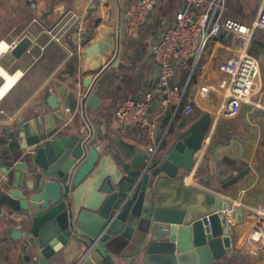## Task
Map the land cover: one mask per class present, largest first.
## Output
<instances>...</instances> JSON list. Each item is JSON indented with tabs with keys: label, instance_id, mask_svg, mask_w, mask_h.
<instances>
[{
	"label": "water",
	"instance_id": "95a60500",
	"mask_svg": "<svg viewBox=\"0 0 264 264\" xmlns=\"http://www.w3.org/2000/svg\"><path fill=\"white\" fill-rule=\"evenodd\" d=\"M112 35L108 30L88 43L84 57L103 55L113 46ZM30 44L23 35L10 53L17 58ZM84 83L79 97L69 98L61 88L69 111L51 92L28 119L4 130L0 216L5 232L21 240L26 259L32 264L234 263L233 230L223 211L227 201L207 190L211 181L233 184L250 171L233 133L216 129L195 169L203 186L188 185L182 177L197 159L211 122L208 111L167 143L162 140L150 156L140 150L110 152L96 143L95 134L85 138V121L69 132L62 120L75 109L82 113L101 104L91 77ZM8 210L19 213V220ZM242 211L236 207L238 220Z\"/></svg>",
	"mask_w": 264,
	"mask_h": 264
},
{
	"label": "crops",
	"instance_id": "0c3cea01",
	"mask_svg": "<svg viewBox=\"0 0 264 264\" xmlns=\"http://www.w3.org/2000/svg\"><path fill=\"white\" fill-rule=\"evenodd\" d=\"M6 1L12 4L14 11L9 14L0 12V41L9 44V48L0 53V58L6 53L10 57L0 63L7 70L11 69L8 71L18 69L21 73L0 98V153L6 128L10 129L18 121L28 119L48 93H56L62 108L61 88L65 89V96L69 98L82 96L86 89L84 80L88 76L91 77L96 95L102 100L96 109L86 110L96 143L105 145V150L110 152L117 150L128 155L139 150L146 152L141 146L143 129L119 123L115 108L120 99L143 97L146 90L156 86L151 44L161 28L172 22L176 11L202 10L208 0L199 6L186 0H157L156 6L150 10V13H160L156 28L149 24V28L144 29L145 22L134 38L128 36L125 29L126 8L132 0ZM261 1L225 0L224 14L249 23ZM108 30L113 32V46L107 48L103 55L85 58L83 48ZM23 35L31 39V44L16 58L10 53V48ZM239 40L240 37L232 32L220 31L207 43L200 64L206 68L225 60L231 54L230 48L238 44ZM247 50L260 61L258 91L252 96V102L243 103L236 115L219 118L216 129L224 126L233 133L232 137L242 145L243 158L251 168L233 184L223 185L214 180L206 186L213 195L226 200L237 199L243 205V218L231 226L233 261L240 264L243 263L237 251L251 226L253 207L264 200V148L261 141L264 134V28L255 30ZM198 103L201 107L193 103L187 115L181 114L180 110L173 113L170 105L164 109L158 116V132L163 134L164 142L167 143L175 131L184 129L204 111L216 109L219 97L210 92L206 97L199 98ZM159 107V96L155 94L149 107L150 114H157ZM62 120L69 123L71 128L68 131L72 132L85 119L79 108L65 115ZM217 138L226 140L219 133ZM187 178L183 180L186 184L203 186V183H198L195 172ZM0 239L3 242L0 264H32L22 254L19 245L21 240L13 239L5 232L1 216Z\"/></svg>",
	"mask_w": 264,
	"mask_h": 264
},
{
	"label": "built area",
	"instance_id": "2783aa9c",
	"mask_svg": "<svg viewBox=\"0 0 264 264\" xmlns=\"http://www.w3.org/2000/svg\"><path fill=\"white\" fill-rule=\"evenodd\" d=\"M186 1L199 6L204 0ZM156 3L157 0H136L127 6L125 29L128 35H138L140 27L147 20L148 12ZM224 9L225 0H208L202 10L176 11L172 22L161 28L151 44L156 86L146 90L143 97L120 99L115 108L119 123L143 129L141 146L150 156L163 140V134L158 132V116L166 107L170 105L173 113L180 110L181 114L187 115L193 103L200 106L199 98L206 97L210 92L217 94L218 107L208 111L211 115L209 128L201 147L196 151L198 156L194 166L183 176L184 181L195 172L197 162L215 132L218 119L236 115L243 103L252 102V96L259 88L260 61L248 52L247 46L255 30L264 28V0L249 23L225 15ZM222 30L234 33L240 40L230 48L231 54L225 60L205 68L200 62L206 45ZM155 94L159 96L160 111L151 115L149 107ZM63 110L69 111V107L63 106ZM82 115L86 124L85 138L89 139L93 135V128L86 117V111H82ZM261 141L264 148V134ZM5 179L6 174L0 172V182ZM226 201L223 211L227 225L232 226L238 220L236 207L243 205L237 199ZM7 215L16 221L20 218V214L13 210H8ZM2 249L3 242L0 239V251ZM237 252L243 264H264V200L253 207L251 226Z\"/></svg>",
	"mask_w": 264,
	"mask_h": 264
},
{
	"label": "bare ground",
	"instance_id": "6f19581e",
	"mask_svg": "<svg viewBox=\"0 0 264 264\" xmlns=\"http://www.w3.org/2000/svg\"><path fill=\"white\" fill-rule=\"evenodd\" d=\"M7 48H9V44H7L6 41L1 40L0 41V53H2L3 51H6ZM20 73L21 71L18 69L14 72L8 71L0 63V77L2 78L0 82V98L14 84V82L16 81Z\"/></svg>",
	"mask_w": 264,
	"mask_h": 264
},
{
	"label": "rangeland",
	"instance_id": "374dc122",
	"mask_svg": "<svg viewBox=\"0 0 264 264\" xmlns=\"http://www.w3.org/2000/svg\"><path fill=\"white\" fill-rule=\"evenodd\" d=\"M134 1H136V0H132V1H130V2H134ZM10 11H14V7L12 6V4L10 5L9 3H8V1H6V0H0V12H3L2 14H5V13H7V14H9V12ZM159 13V12H158ZM158 13H156V12H152V13H150V11H149V14H147V20H146V24H144V29L146 28H149L148 27V25L149 26H152V27H155V24H156V21H157V19L160 17V13L158 14ZM156 28V27H155ZM139 34V33H138ZM128 36H130V37H133L134 38V36H132V35H128ZM138 36V35H137ZM137 36H135V37H137ZM215 36H213L212 38H214ZM7 57H10V54L9 53H6L5 55H4V57L2 56L1 58H0V62L1 63H3V61L4 60H7ZM202 58H203V56H202ZM201 58V59H202ZM4 59V60H3ZM10 68H11V66H10ZM8 70H11V69H9L8 68ZM1 77H0V82H1ZM219 264H240V263H237L236 261L234 262V263H227L226 261H223V262H221V263H219Z\"/></svg>",
	"mask_w": 264,
	"mask_h": 264
},
{
	"label": "trees",
	"instance_id": "16d2710c",
	"mask_svg": "<svg viewBox=\"0 0 264 264\" xmlns=\"http://www.w3.org/2000/svg\"><path fill=\"white\" fill-rule=\"evenodd\" d=\"M189 86H190V83H189V85H188V87H187V91H188V89H189ZM176 114H177V113H176ZM176 114H175V115H176Z\"/></svg>",
	"mask_w": 264,
	"mask_h": 264
}]
</instances>
